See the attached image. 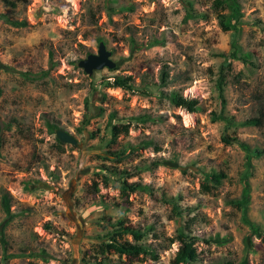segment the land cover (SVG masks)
I'll return each instance as SVG.
<instances>
[{"label": "rangeland", "instance_id": "obj_1", "mask_svg": "<svg viewBox=\"0 0 264 264\" xmlns=\"http://www.w3.org/2000/svg\"><path fill=\"white\" fill-rule=\"evenodd\" d=\"M214 1L0 0V264H170L185 226L198 264H264V238L231 204L248 174V218L264 234V0H239L236 36L252 63L224 70L223 98L218 54L230 52L233 33ZM100 42L117 66L90 76L78 63ZM116 76L135 90L108 88ZM174 92L200 111L172 105ZM214 112L261 125L213 122ZM49 124L78 144H59ZM224 134L261 154L225 145ZM212 172L227 177L215 185ZM122 182L147 189L123 193ZM118 220L141 228L159 259L99 255Z\"/></svg>", "mask_w": 264, "mask_h": 264}, {"label": "trees", "instance_id": "obj_2", "mask_svg": "<svg viewBox=\"0 0 264 264\" xmlns=\"http://www.w3.org/2000/svg\"><path fill=\"white\" fill-rule=\"evenodd\" d=\"M213 8L217 15V19L219 21V25L224 32H232V41H231V50L228 53H220L218 54L219 57L224 58L222 66H221V74L218 81V87L220 91V95L223 98L224 95V87L227 80V74L224 70L230 71L234 61H242L244 64L249 65L252 63L250 59L252 58V53L245 52L242 50V47L238 43V38L236 33L238 31V22L241 18V4L239 0H215L213 2ZM230 10V14H224L225 10ZM90 55V54H89ZM52 57V56H51ZM51 63L53 65V61L51 58ZM25 76L29 80H36L41 79L44 77L49 76V71L41 72V74H33V73H26ZM164 84V77L163 81ZM108 88H120L125 91L133 92L135 87L133 85V80L130 76H116L114 79L107 84ZM171 104L175 107L185 109L190 113H197L200 111L199 102L196 99H188L177 92H174L170 97ZM224 102V100H223ZM212 121H226L230 124H234L235 126H249V125H261V121L259 118L245 120L239 123L233 122L231 118H225L222 114H216L215 112L212 113ZM114 119V116L111 117ZM141 119V118H138ZM144 119H151L144 118ZM111 125V124H110ZM50 131L56 134L58 130L55 125L49 124ZM59 144H62L61 141L58 139ZM222 142L227 145H239L242 147L248 154L249 157L253 155H260V150H252L249 146H247L239 137L237 136H230L227 134L222 135ZM160 162H156L154 166L159 165ZM251 164L249 163V168ZM123 173L122 175H124ZM227 176L225 173H216L212 172L211 174L207 175V181H212L215 185H220L222 180L225 179ZM243 191L242 196L240 199H235L231 201V204L238 209H240L243 213L244 222L248 225L251 229V232L257 235L258 237H263L264 234L261 231L260 227L249 220L248 218V210H249V203H250V196H251V186L248 179V174L243 175ZM109 181V177L106 178V183ZM107 185V184H106ZM147 186H143L138 183L129 184L127 182H122L120 185V190L123 193H135L137 191H145ZM3 209L6 214L13 219L16 217V214H13L11 211L10 200L7 197H3L2 199ZM177 209V207H176ZM177 213L182 216V212L177 209ZM112 227L115 229L110 231L103 237V241L96 245L97 253L102 256H106L107 254H113L118 256L119 258H129V259H138V258H150L152 260H158L159 255L157 251L150 246L143 244V240L146 236V233L137 226L132 224H126L122 220H118L117 224H111ZM48 231H53V228L50 224L46 225ZM188 226L181 228L178 231L176 241L180 243L179 249L176 252L174 258L171 260L170 264H198L199 263V253L195 245V237L189 236L185 232ZM5 228L3 227L0 230L1 241L3 242L5 238L4 234ZM128 237H131L132 240H129ZM173 242V240L171 241ZM42 255H46L43 252ZM98 260V259H96ZM95 260V261H96ZM90 262V261H89ZM97 264V263H96ZM98 264H122L121 261L119 263H112L103 260L98 262ZM125 264V263H123ZM241 264H247V260H243Z\"/></svg>", "mask_w": 264, "mask_h": 264}, {"label": "water", "instance_id": "obj_3", "mask_svg": "<svg viewBox=\"0 0 264 264\" xmlns=\"http://www.w3.org/2000/svg\"><path fill=\"white\" fill-rule=\"evenodd\" d=\"M78 66L91 76L94 72L101 71L105 68L113 70L116 68L117 64L112 59V52L107 49L106 44L100 42L97 54L88 55L86 59H83L78 63ZM56 135L62 143H69L72 145L78 144L76 138L65 130L58 129Z\"/></svg>", "mask_w": 264, "mask_h": 264}]
</instances>
